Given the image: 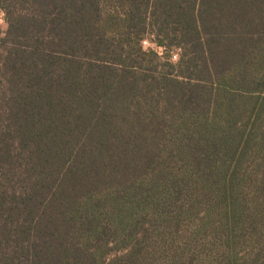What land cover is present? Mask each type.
<instances>
[{"label": "trees", "instance_id": "1", "mask_svg": "<svg viewBox=\"0 0 264 264\" xmlns=\"http://www.w3.org/2000/svg\"><path fill=\"white\" fill-rule=\"evenodd\" d=\"M0 11V264H264V0Z\"/></svg>", "mask_w": 264, "mask_h": 264}, {"label": "rangeland", "instance_id": "2", "mask_svg": "<svg viewBox=\"0 0 264 264\" xmlns=\"http://www.w3.org/2000/svg\"><path fill=\"white\" fill-rule=\"evenodd\" d=\"M0 28L3 29V30L6 29V25L3 22V14H2L1 11H0ZM145 46H149V45L148 44H145ZM175 55H177V54H174V56ZM174 56H173V61H177L178 60V57H177V59H175Z\"/></svg>", "mask_w": 264, "mask_h": 264}, {"label": "built area", "instance_id": "3", "mask_svg": "<svg viewBox=\"0 0 264 264\" xmlns=\"http://www.w3.org/2000/svg\"><path fill=\"white\" fill-rule=\"evenodd\" d=\"M144 44H148V42L145 41ZM177 57H178L177 55L174 56L175 59H177Z\"/></svg>", "mask_w": 264, "mask_h": 264}, {"label": "crops", "instance_id": "4", "mask_svg": "<svg viewBox=\"0 0 264 264\" xmlns=\"http://www.w3.org/2000/svg\"><path fill=\"white\" fill-rule=\"evenodd\" d=\"M178 56V55H177Z\"/></svg>", "mask_w": 264, "mask_h": 264}]
</instances>
